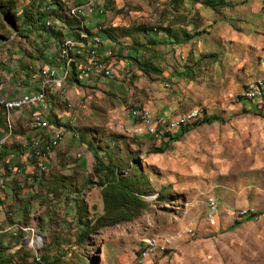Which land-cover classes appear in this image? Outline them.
<instances>
[{
    "label": "rangeland",
    "instance_id": "rangeland-1",
    "mask_svg": "<svg viewBox=\"0 0 264 264\" xmlns=\"http://www.w3.org/2000/svg\"><path fill=\"white\" fill-rule=\"evenodd\" d=\"M0 1H14L23 23L31 0ZM229 1L215 10L188 0L177 8L169 0H94L106 12L87 25L98 27L97 36L112 48L114 65L102 60V52L101 60L112 65L113 76L78 72L80 83L46 89L47 119L74 133L76 143L61 154L59 165L50 156L48 170L35 182L21 186L10 173L1 177L11 179L0 190V232L8 231L0 234V244L11 249L6 254L19 249L17 261L24 264H42L37 258L44 256L51 264H264V109L243 96L254 81L264 80V0ZM32 29L17 36L0 12V82L19 78L23 85L49 65L31 52L41 32ZM133 57L161 73H145ZM25 65L33 68L25 72ZM162 104H173L177 113L196 109L189 113L198 118L187 125L213 116L223 122L193 128L157 153L167 133L187 126L179 127L189 115L170 120L142 107ZM138 110L162 118L165 136L137 133L133 120L141 125V117L132 112ZM83 143H92L115 176L131 182L145 208L132 222L90 230L81 240L77 205H86L83 220L97 226L105 212L100 185L113 179L106 178L107 168L98 175L93 165L79 169ZM8 160L5 165L25 167ZM247 212L255 213L252 219L244 217ZM19 234L25 240L21 249V238H13ZM37 237L42 247L35 250L30 243Z\"/></svg>",
    "mask_w": 264,
    "mask_h": 264
},
{
    "label": "crops",
    "instance_id": "crops-1",
    "mask_svg": "<svg viewBox=\"0 0 264 264\" xmlns=\"http://www.w3.org/2000/svg\"><path fill=\"white\" fill-rule=\"evenodd\" d=\"M62 2L64 3L63 6H64V9L66 10V14L70 18L68 20V21H70L69 24L64 19L67 17L61 13V11L58 9L57 5H54L53 6L54 8H51V5H50V8H49V4L51 3V0H47L45 5L48 3L47 4L48 6L46 5L47 10L53 9V12L50 14V17L48 19L53 20L54 28H56V30H58V32L63 33V36L57 38V37L51 36L48 33L40 32L39 39H38L39 41L36 40V42L33 43L34 46H33V49L31 52L35 56H37L39 53L38 57H40V58L38 59V61H40V63H41V60H44V62L48 63L49 66H52V67L57 69L59 77H62V75H64V78H59L50 84L44 83V85H42L40 74L32 76L31 79L29 78L30 80H26L25 81L26 85L24 83H23V85L19 84L18 83V82H20L19 78H17V80H14V79L13 80L9 79L10 81L6 80L7 84H5L4 82L1 81L0 86L2 84L5 85V89L3 90V94L5 96L9 97V98H4L5 100H17V99L24 98V97H22V95H24V94L35 93V92H36V94H39V93L44 92L46 94V99H47V104H48V97H47L46 89L51 88V87L52 88L55 87L56 89H59V88L62 89L63 86H65V83L71 78L72 71L74 70L73 66L71 67L70 70H68L66 63L64 64V62L60 60V58L58 56L59 50H60L59 46L61 48L62 45L64 44L65 40H67V39H74V38L78 37L79 27H77L75 25V23L71 21V19L73 21L76 20L71 15V10L78 7V6L87 5L88 3L80 4V3H75L71 0H62ZM71 3H72V5H71ZM78 4H80V5H78ZM60 16H63L64 18L61 19ZM91 18L89 20H91ZM89 20H87V21H89ZM50 24H52V23L47 22V25H50ZM86 26H87V23H86ZM87 27H88V29H90L89 26H87ZM75 28H76L75 31L77 34L76 36L71 34ZM97 28L95 27V28L91 29L92 31L90 32V34L93 37L97 36V34H96ZM62 40H63V42L60 45ZM31 58H33L35 60V57H32V55H31ZM111 64L114 65L113 62H111ZM45 66H48V65H45ZM32 68H33L32 66L25 65V69H26L25 72H29V69H32ZM74 68L76 69L77 73L81 72L82 74H84V72L81 69V62L80 61L76 64V66ZM24 76H26V73L24 74ZM24 76L22 75V77H24ZM90 77L94 78V77H98V76L90 75ZM256 104H259V103H256ZM256 104H254L253 106L256 107L257 106ZM259 105L262 106L261 104H259ZM162 106H164V105L162 104L161 107ZM39 107L40 106L37 104H32V107L30 109L29 108L24 109L25 111L26 110L28 111L27 115L22 114V112L24 110L23 111L14 110L13 112L12 111L8 112L4 108L0 107V117L2 115L7 117L6 122L4 119H2L3 123L0 122V138H5V140H6V144L3 148V150L1 151L2 152L1 153L2 158H1V154H0V168L3 169L4 174L5 173L8 174L7 168L10 165H5V164L9 163V160H8L9 157H10V159H12L13 162H16V164H18V163L22 164L23 163V165L25 166V167L21 168L18 166H13L12 164H14V163H11L12 167H17L19 169H22L24 171V173L26 174V178H34V176H35L34 174L36 172V161L34 160V157L32 154L33 150L36 153L37 150L43 149L47 145H49L51 147V150H52L53 146H55L54 148H56L59 145V143L61 142L60 145L56 148V149L59 148V153L57 154L56 149H55V151H53V153L51 155V156H54V161H53L54 165H59V160H61V154L62 153L65 154L66 151H68V150L70 151L74 148V145L76 143L74 140V136H76V135L74 133H73L74 135L71 133H67V132L65 133L63 128H60L55 124L47 122L48 121L47 116L49 115V113H48L49 112L48 111L49 105L45 108L47 111L45 112L46 124L44 125V127H42L41 129L35 130V131H33L31 129L30 126H33L35 122L39 121V118H30V124L27 123V120L29 118L30 112H31L30 117L36 116V111H39ZM142 107H148L155 114L160 115L158 117L169 118L170 120L174 119V118H178V117L184 115V113L186 114V112L189 113L193 110H196V109H192V110L186 111L184 113H177L178 111L174 109L173 104H172V106L162 107V108H166L167 110H161L160 106L154 107L153 105L142 106ZM262 108H263V106H262ZM127 114L130 116V114L128 112H127ZM32 121H33V123H32ZM133 122L135 123L134 125H135L136 130H137L136 132L141 134V135L147 136L146 129L144 127H142L141 125H139L135 120H133ZM6 126L9 129L7 132L5 131ZM26 130H27V132H25ZM175 134H173V135H175ZM28 139H30V140H28ZM27 146H31V147L27 149ZM35 147H38V149L35 150ZM79 149L83 150V154H84V158L81 160V162H80L81 164L79 167L80 170H83V169H85L91 165L92 154L87 152L85 150L84 146H82V145L80 146ZM23 150L26 151L28 154L26 152H24ZM20 152H22V154L24 156L19 157L18 153H20ZM28 155H29L30 160L28 158ZM21 159H22V161H21ZM32 159L35 162V165L33 168H32L31 163H30ZM1 161H4V162H1ZM84 165H87V167H83ZM73 166L74 165L69 166V167H73ZM79 169H77V167H75L74 170L78 171ZM13 177H17L18 182L21 183L20 184L21 186L28 183V182H26L25 178L21 177V175H13ZM10 180L11 179L9 177L6 178L7 182H10ZM37 180H35V181H37ZM6 181L1 180V178H0V190L1 189L3 190V188H5V189L7 188V185L4 184V182H6ZM6 191H8V190H6ZM0 195H1V192H0ZM0 236H3V235H0ZM20 240H21V243L18 246V248L21 249V246H23L22 240H24V237L22 236ZM0 247H1L0 253L6 254V251L11 250V249H8L5 245L0 244ZM18 251H19V249L17 250V252ZM14 252H16V251H14ZM15 261H17V258L15 259ZM17 262L20 263L22 261H17Z\"/></svg>",
    "mask_w": 264,
    "mask_h": 264
},
{
    "label": "trees",
    "instance_id": "trees-1",
    "mask_svg": "<svg viewBox=\"0 0 264 264\" xmlns=\"http://www.w3.org/2000/svg\"><path fill=\"white\" fill-rule=\"evenodd\" d=\"M46 1L47 0H31L29 3L30 7L28 9H24L22 12L23 13L22 15L23 23L21 24H18V21L19 19H21V16L18 15L16 12L14 1H9L8 3H3L2 1H0V12L3 14L4 18L8 22H10L11 27L15 29V31H17L16 32L17 36H25L26 33H30V30L32 28H34L35 26H39V30L42 33H48L51 36H54L57 38L62 37L63 33L58 32V30L54 28V25H53L54 23L49 21L48 19L50 17V14L53 12V9L51 10L46 9L48 6V5L47 6L45 5ZM105 1L107 4L110 3V0H105ZM169 1L173 5V7L177 8V7H181L185 0H169ZM188 1L191 2L192 4H201V5L213 8L215 10L230 6L229 0H188ZM50 5H51V8H54L53 6L57 5L61 13L67 17V18H64L63 16H60V18L61 19L64 18L66 22H68L69 24L70 21L68 20L70 18L66 14V10L64 9V6H63L64 3L62 2V0H51V3L49 4V6ZM96 7L97 9H103V8H100L97 3H96ZM95 16H101V15L97 13ZM71 21L74 22L77 27L80 24L76 20L73 21L71 19ZM47 22H51L52 24L47 25ZM75 30L76 28L73 30L71 34L76 36L77 34ZM87 30L89 32L92 31L91 29H87ZM101 33H104V31H101ZM62 42L63 40L61 41L60 45L62 44ZM59 49H60V46H59ZM133 58L137 62L140 70L144 71L145 73H152V72L161 73V71L157 69L151 63L147 61L142 62L138 60L136 57H133ZM74 67L75 66H73L74 70L72 71V76L69 80H74L75 82L80 83L81 81H80V78L78 77L79 74L77 73ZM96 79H99V78H96ZM129 109L130 107L127 110ZM50 121H51V116H50ZM50 121L48 120L49 123L52 122ZM214 122H223V120L216 116H213L210 118H202V119L195 121V123L193 122V124L187 125L186 127L180 129L175 135H170V133H168L167 141L163 142L162 146L156 149V152L164 153L168 149V146L170 143L181 140L184 137V135L187 134L189 131H191L193 128H196L198 126L205 125V124H212ZM150 137L154 138L152 136ZM84 145L85 143H83V146ZM91 146H92V143H90L88 146L87 145L84 146V148L87 152L92 154L91 166L93 165L94 174L98 175V172L102 171V168H107L106 178L112 175L111 177H113V179L112 181H108L105 184L102 183L100 185L101 190H102V197H103L105 212H104V215L98 220L97 226L93 227L92 225L93 223L85 222L83 220L84 218L83 213L87 209L86 205L84 206H82L81 204L77 205L78 224L80 225L81 230H82V233L80 234V238H79L81 240H84L85 238L88 237L90 230L99 231L100 229L102 230V228H104L105 226L116 225V224L125 223V222H132L133 220L141 216V212L145 208V202L138 196L139 194L132 188L131 182L127 180H122L120 175L115 176L114 168H111L110 165H106L104 160L99 157V153L96 151V149H93ZM32 154L34 156V160L36 161V164L37 163L39 164L38 160L35 157V152L32 151ZM1 158H2V154H1ZM254 215L255 213L247 212L244 217L250 220L252 219ZM240 224L241 222L239 221L236 222V225H240ZM21 237L22 235L19 234L18 237H13V238L18 239ZM24 241L25 240H22V244ZM17 253L18 255L21 254V252L19 251L14 254L0 253V264H18L17 261H15L16 258L18 259ZM41 259H43L45 263L47 262L48 264H51L49 263V260L46 256L41 257ZM19 264H24V263L22 261Z\"/></svg>",
    "mask_w": 264,
    "mask_h": 264
},
{
    "label": "bare ground",
    "instance_id": "bare-ground-1",
    "mask_svg": "<svg viewBox=\"0 0 264 264\" xmlns=\"http://www.w3.org/2000/svg\"><path fill=\"white\" fill-rule=\"evenodd\" d=\"M48 4V3H47ZM46 4V5H47ZM50 8V6H49ZM104 15L103 9H97L96 4L94 1L89 2L87 5L84 6H78L71 10V15L80 23L79 29H78V37L74 39H67L65 40L64 44L60 48V51L62 52V55L68 56L67 58V68L68 70L71 69L72 66H76V64L80 61L81 62V69L84 72V74H87V58L85 57H92L94 56V62H101L100 65L95 66V68L91 71L90 75H96L101 76L102 78H110L113 76L114 70L112 68V65H107L106 61L101 60V52H97L101 50V42L99 40H102L99 36L93 37L90 32L87 30L88 27L86 26L87 20L91 18L90 15L93 14L95 16L96 14ZM99 39V40H98ZM70 72V71H69ZM57 79H51L47 80L45 84H50L54 82ZM4 84H2L0 87H2ZM46 87V86H45ZM244 99L247 101H253L255 103H259L263 106L264 109V80L254 81V83L247 87L244 92ZM36 100L37 105L40 107L46 108L48 106L46 94L39 93L36 94ZM30 105L31 104V97H24L17 100H5L0 103V107L4 108L8 112H13L14 110L20 111L24 109H19V105ZM71 107V106H70ZM145 115L148 116V113ZM199 116L198 113H189L185 119L180 120V126L178 124H173L172 127L176 129L181 126H186L187 123L190 120L197 119ZM156 120V119H154ZM178 122V121H177ZM195 122V121H194ZM174 123V122H173ZM46 124V123H45ZM172 124V122H171ZM170 124V125H171ZM39 125V121L35 122L33 126ZM170 126V128L172 129ZM42 127H38L36 130L41 129ZM165 126V121L162 118H159L154 123L153 127L150 129L149 133L152 135H164L165 132H168ZM6 144L5 138H0V154L3 150L4 146ZM52 150L49 145L45 146L43 149H39L35 153V157L38 160L39 164L37 167V174H40V172L43 170V162L51 156ZM12 169L17 170L15 167H12ZM17 171L12 172L11 174H16ZM4 171L0 168V178L3 176ZM22 231H27L25 229H22ZM8 231H1L0 234H6ZM41 237H37L36 240H32L30 245L35 249H41L42 247V241L40 239ZM150 247H155V243L152 242L149 244ZM38 262H41V257L37 258Z\"/></svg>",
    "mask_w": 264,
    "mask_h": 264
},
{
    "label": "built area",
    "instance_id": "built-area-1",
    "mask_svg": "<svg viewBox=\"0 0 264 264\" xmlns=\"http://www.w3.org/2000/svg\"><path fill=\"white\" fill-rule=\"evenodd\" d=\"M71 5H72V3H71ZM90 16L93 18V14ZM99 42H101V50H99L97 52H102V60H109L110 61L113 58L112 48L109 46V44L105 40H99ZM59 58L65 64L67 62L68 56L62 55V52L59 50ZM85 58H87V75H88V77H90L91 71L95 68V66L100 65L101 62H94V56L85 57ZM40 77H41L42 85H44V83L47 80L64 78V75H62V77H59L57 69L48 65V66H44L41 69ZM4 89H5V85L0 87V103H2L4 101V98H9L3 94ZM22 97H31V104L30 105H21L20 104L19 109H28V108L32 107V104H37L36 92L24 94V95H22ZM46 111L47 110L44 107H39V111H36V116L30 117V118H39V125L31 126V129L33 131H35L38 127H44V125L46 123V121H45V112ZM132 114H138V116L141 117V126L146 129V132H149L150 129L153 127L154 123L156 122V120H153V116L145 115L144 110H138L137 112H132ZM30 147L31 146H27V149ZM78 156L80 157L81 155H78ZM49 161L50 160H45L43 162V170L40 172L39 176H34V178H26V174L24 173L23 170H14V169H12V165H10L7 168V173L11 174L14 171H21V177L25 178L26 182L32 183L35 180H37L38 178H41L46 173V171L48 170ZM144 243H145V245H147V243H149L148 239L145 240ZM140 256L145 257L144 247H143V251L141 252ZM42 264H46L43 261V259H42Z\"/></svg>",
    "mask_w": 264,
    "mask_h": 264
}]
</instances>
